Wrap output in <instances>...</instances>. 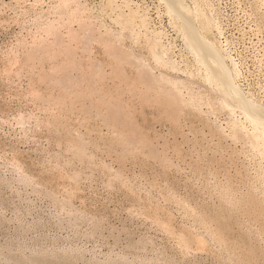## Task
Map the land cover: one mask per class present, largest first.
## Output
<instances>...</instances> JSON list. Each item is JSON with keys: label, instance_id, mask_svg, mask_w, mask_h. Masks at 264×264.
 <instances>
[{"label": "rangeland", "instance_id": "374dc122", "mask_svg": "<svg viewBox=\"0 0 264 264\" xmlns=\"http://www.w3.org/2000/svg\"><path fill=\"white\" fill-rule=\"evenodd\" d=\"M0 264H264V0H0Z\"/></svg>", "mask_w": 264, "mask_h": 264}, {"label": "bare ground", "instance_id": "6f19581e", "mask_svg": "<svg viewBox=\"0 0 264 264\" xmlns=\"http://www.w3.org/2000/svg\"><path fill=\"white\" fill-rule=\"evenodd\" d=\"M182 12H183V11H182ZM180 15H182V14H180ZM183 18H184L185 25H187L188 22H189V19L187 18V16H186L185 14L183 15ZM189 24H190V23H189ZM187 26H188V25H187ZM190 27H193V26H190ZM191 29H192V28H191ZM194 33H195V32H194ZM196 33H197V32H196ZM198 35H200V34H198ZM196 36H197V35H196ZM192 37H193V36H192ZM198 37H199V36H198ZM193 39H194V38H193ZM201 40H204V39H201ZM194 41H195V40H194ZM204 42H205V41H204ZM194 43H195V42H194ZM194 45H195V44H194ZM195 46H196V45H195ZM198 46H199V48H200L202 51H205V53H206V48H205L206 45H205V44L203 45L202 43H198ZM210 48H211V47H210ZM211 49H212V48H211ZM211 49H210V50H211ZM211 52H212V51H211ZM213 53H214V51H213ZM216 54H217V53H216ZM213 56H214V55H213ZM220 56H221V55H220ZM215 57H216V56H215ZM217 59H218V57H217ZM220 59H221V57H220ZM220 62H221V61H220ZM221 63H222V62H221ZM224 67H225V66H224ZM215 68H216V67H215ZM225 68H226V67H225ZM222 69H223V68H222ZM224 70H225V69H223V73L225 74V77H224V76H223V77L226 79L227 82H229L228 80H231L232 77H230V76L227 77V76H226V73L224 72ZM221 73H222V71H221ZM227 79H228V80H227ZM229 83H230V82H229ZM232 84L234 85V83H232ZM231 86H232V85H231ZM243 100H244V102L248 103V105H249L250 102H249L248 99H245V98H244ZM250 104H252V103H250ZM253 107L258 108L257 105H253ZM257 114H258V116H259V115H261V112H257ZM261 116H263V115H261ZM259 117H260V116H259ZM261 118H262V117H261Z\"/></svg>", "mask_w": 264, "mask_h": 264}]
</instances>
